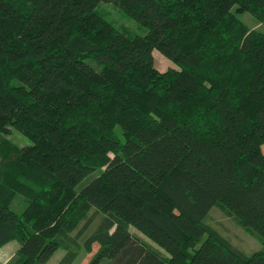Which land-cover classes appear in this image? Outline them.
Here are the masks:
<instances>
[{"label": "trees", "instance_id": "16d2710c", "mask_svg": "<svg viewBox=\"0 0 264 264\" xmlns=\"http://www.w3.org/2000/svg\"><path fill=\"white\" fill-rule=\"evenodd\" d=\"M245 13L263 26L264 0H0L6 264H73L95 245L88 264H264V32ZM154 50L179 68L159 72ZM212 207L261 248L204 224Z\"/></svg>", "mask_w": 264, "mask_h": 264}, {"label": "rangeland", "instance_id": "374dc122", "mask_svg": "<svg viewBox=\"0 0 264 264\" xmlns=\"http://www.w3.org/2000/svg\"><path fill=\"white\" fill-rule=\"evenodd\" d=\"M97 10L102 15L103 19L111 23L117 30L123 32L128 37L144 36L146 33V29L144 27L137 24L133 19L129 18L122 10H120L114 5L103 3L99 5ZM239 19H241L248 26L249 29L264 32V25L262 26L249 14L245 13L243 15H240ZM152 55L154 59V66L159 72H164L168 69L179 68L176 64L166 59L156 50L152 52ZM7 138L20 147L31 144V141L28 138H26L20 132L14 129H12L11 133L7 135ZM95 175L96 173L92 174L91 177ZM91 177L85 179L83 184L88 182ZM12 209L16 212H20L23 209L21 199H17L13 203ZM94 212V209H91L90 215H92ZM102 217V214H96V219L91 224L87 234L95 229ZM203 223L210 226L212 229L217 231L226 239L230 240L235 247L244 251L246 254H251L252 252L257 251L261 248L259 241L255 237L245 232L237 223H235L233 219L229 218L224 212L219 210V208L217 207H212L210 209L208 215L203 219ZM129 231L138 236L144 242H147L154 248L164 253L156 244L144 237L133 227H129ZM8 249L9 247H4L2 249L0 248V264H6L17 252H14V255L11 256L7 253L9 251ZM97 249V245L94 246L92 253H87L83 249H81L78 252L77 258L73 264H88ZM63 254V251L57 252V254H55L51 259V264H57L58 260L63 256ZM101 264H106V262H102Z\"/></svg>", "mask_w": 264, "mask_h": 264}, {"label": "crops", "instance_id": "0c3cea01", "mask_svg": "<svg viewBox=\"0 0 264 264\" xmlns=\"http://www.w3.org/2000/svg\"><path fill=\"white\" fill-rule=\"evenodd\" d=\"M4 247H9V251L7 252L9 255H11V256H13L14 255V252H16L17 250H18V248H19V244L16 242V241H11V242H9V243H7L6 245H4V246H2V247H0L1 249L2 248H4ZM64 253V252H63ZM57 254V253H56ZM64 255V254H63ZM63 257V256H62ZM61 257V258H62ZM9 258H11V257H9ZM53 258V257H52ZM51 258V259H52ZM60 258V259H61ZM59 259V260H60ZM58 260V261H59ZM49 264H51V260L49 261ZM56 264V263H55Z\"/></svg>", "mask_w": 264, "mask_h": 264}]
</instances>
